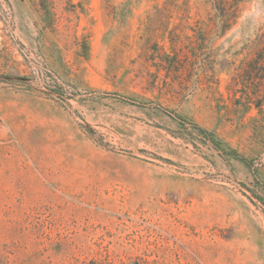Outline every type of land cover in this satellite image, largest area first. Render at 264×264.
<instances>
[{
    "label": "rangeland",
    "instance_id": "obj_1",
    "mask_svg": "<svg viewBox=\"0 0 264 264\" xmlns=\"http://www.w3.org/2000/svg\"><path fill=\"white\" fill-rule=\"evenodd\" d=\"M0 264H264V0H0Z\"/></svg>",
    "mask_w": 264,
    "mask_h": 264
},
{
    "label": "trees",
    "instance_id": "obj_2",
    "mask_svg": "<svg viewBox=\"0 0 264 264\" xmlns=\"http://www.w3.org/2000/svg\"><path fill=\"white\" fill-rule=\"evenodd\" d=\"M210 2L216 11V13L222 18H227L233 12V5L236 4V0H207ZM256 107L261 110V104H257Z\"/></svg>",
    "mask_w": 264,
    "mask_h": 264
}]
</instances>
